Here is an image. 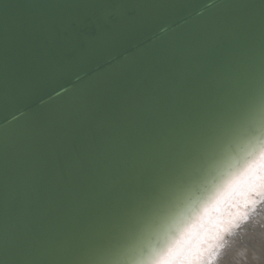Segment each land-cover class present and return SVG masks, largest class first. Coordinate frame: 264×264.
<instances>
[{
    "label": "snow or ice",
    "instance_id": "6c2138e0",
    "mask_svg": "<svg viewBox=\"0 0 264 264\" xmlns=\"http://www.w3.org/2000/svg\"><path fill=\"white\" fill-rule=\"evenodd\" d=\"M32 7L47 11L0 37L5 59L91 58L141 29L107 13L85 39L87 13L64 10L111 5ZM221 7L62 124L0 146V264H200L221 209L264 186V0Z\"/></svg>",
    "mask_w": 264,
    "mask_h": 264
},
{
    "label": "water",
    "instance_id": "95a60500",
    "mask_svg": "<svg viewBox=\"0 0 264 264\" xmlns=\"http://www.w3.org/2000/svg\"><path fill=\"white\" fill-rule=\"evenodd\" d=\"M241 2L259 5L261 0H0V37L5 32H14L30 17L47 11L32 7L35 4L111 5L106 9L64 10L87 13L88 22L81 29L85 39L95 33L96 23L102 22L107 13L124 12L141 22L137 35L110 52L91 58L83 45L26 62L5 59L0 49V146L27 141L42 130L62 124L84 108L96 93L110 86L115 74L126 69L127 74L135 75L134 67L126 66L164 54L180 39L208 27L222 16L225 10L221 5ZM120 5L138 7L121 9ZM243 197L236 198V206ZM236 206L222 208L220 221Z\"/></svg>",
    "mask_w": 264,
    "mask_h": 264
},
{
    "label": "bare ground",
    "instance_id": "6f19581e",
    "mask_svg": "<svg viewBox=\"0 0 264 264\" xmlns=\"http://www.w3.org/2000/svg\"><path fill=\"white\" fill-rule=\"evenodd\" d=\"M255 192L220 221L219 235L208 241L211 251L201 255L200 264H264V186Z\"/></svg>",
    "mask_w": 264,
    "mask_h": 264
}]
</instances>
